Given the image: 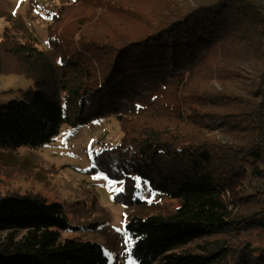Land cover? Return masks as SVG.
Segmentation results:
<instances>
[{
  "label": "trees",
  "instance_id": "1",
  "mask_svg": "<svg viewBox=\"0 0 264 264\" xmlns=\"http://www.w3.org/2000/svg\"><path fill=\"white\" fill-rule=\"evenodd\" d=\"M163 15L116 47L72 39L79 67L68 66V55L12 43L3 54L14 65L1 63L0 75H23L34 89L0 107V149H39L65 125L115 116L123 139L96 161L121 183L118 202L144 207L130 193L146 187L177 203L168 214L137 216L125 225L135 264H264V242L236 254L230 241L211 243L205 254L188 247L242 233L247 224L264 232V211H238L242 202L264 209V0H192ZM98 60L102 75L94 78L90 65ZM207 81L222 92L210 84L211 90L198 89ZM168 87L179 97L174 106H159ZM168 108L196 130L170 132ZM150 110L161 115L136 125ZM214 131L227 141L209 137ZM69 228L60 204L33 194L0 195V264H108L99 244L63 238Z\"/></svg>",
  "mask_w": 264,
  "mask_h": 264
},
{
  "label": "rangeland",
  "instance_id": "2",
  "mask_svg": "<svg viewBox=\"0 0 264 264\" xmlns=\"http://www.w3.org/2000/svg\"><path fill=\"white\" fill-rule=\"evenodd\" d=\"M191 1L0 0V65L12 61L10 56L5 57L3 54V51L9 52L12 43H25L51 57L58 53L68 55L72 61L68 66L72 68L74 62H78L75 65L79 67L81 57L75 55L77 43L72 39L82 36L83 41H109L116 47L146 32L152 22L162 19L165 16L163 14L174 5ZM58 11L61 14L50 19L52 13ZM54 36L59 39L51 41L52 46L49 47L47 43ZM99 63L98 60L90 65L94 78L102 75L103 69ZM209 84L217 92H222L217 82L207 81L205 87L198 89L208 86L207 89L211 90ZM31 89H34L32 80L23 75H0V107L21 99V94ZM178 97V91L168 87L156 104L171 107ZM174 111L168 108L167 113L163 112L164 116L170 114L167 116L171 120L169 131L192 134L196 130L194 126L184 127ZM155 112L161 115L159 111H147L136 125L151 124L150 115ZM121 126L115 116H106L78 128L65 125L51 143L39 149H0V195L33 194L47 204H60L70 225L68 230L62 231L63 238L99 244L108 264H135L125 225L137 216L168 214L177 203L159 197L146 187L130 193L134 200L140 199L144 207H132L125 202H118L119 195L124 191L117 189L122 188V185L108 178L96 158L105 150L120 144L124 136ZM207 134L209 137L217 136L218 141H227L217 131ZM259 206L257 202H242L238 211L241 215H252L264 211ZM243 230L242 233H232L230 236L199 240L188 247L190 251L205 254L203 249L211 250V243L215 245L217 242L230 241L233 254H236L248 244L264 242L263 231L252 229L250 224ZM230 262L228 264H232V260Z\"/></svg>",
  "mask_w": 264,
  "mask_h": 264
},
{
  "label": "snow or ice",
  "instance_id": "3",
  "mask_svg": "<svg viewBox=\"0 0 264 264\" xmlns=\"http://www.w3.org/2000/svg\"><path fill=\"white\" fill-rule=\"evenodd\" d=\"M105 178H107V177H105ZM117 191H123V189H122V188H120V189H117Z\"/></svg>",
  "mask_w": 264,
  "mask_h": 264
}]
</instances>
